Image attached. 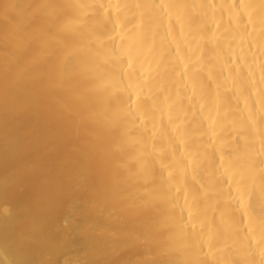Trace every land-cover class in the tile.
Here are the masks:
<instances>
[{
    "label": "bare ground",
    "instance_id": "bare-ground-1",
    "mask_svg": "<svg viewBox=\"0 0 264 264\" xmlns=\"http://www.w3.org/2000/svg\"><path fill=\"white\" fill-rule=\"evenodd\" d=\"M0 170V264H264V0H0Z\"/></svg>",
    "mask_w": 264,
    "mask_h": 264
},
{
    "label": "rangeland",
    "instance_id": "rangeland-1",
    "mask_svg": "<svg viewBox=\"0 0 264 264\" xmlns=\"http://www.w3.org/2000/svg\"><path fill=\"white\" fill-rule=\"evenodd\" d=\"M27 157V154H24L21 158L22 161H24ZM3 172L0 170V175L2 174ZM8 208L11 207L10 204L7 206Z\"/></svg>",
    "mask_w": 264,
    "mask_h": 264
}]
</instances>
